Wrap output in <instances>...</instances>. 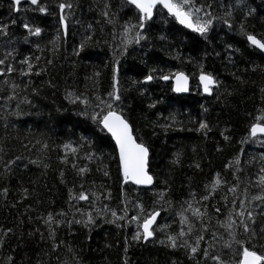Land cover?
I'll list each match as a JSON object with an SVG mask.
<instances>
[{
	"label": "trees",
	"instance_id": "trees-1",
	"mask_svg": "<svg viewBox=\"0 0 264 264\" xmlns=\"http://www.w3.org/2000/svg\"><path fill=\"white\" fill-rule=\"evenodd\" d=\"M39 2L45 13L28 2L17 11L0 0V26H7V34L0 33V264H216L213 255L233 264L239 246L224 247L232 237L221 225L229 217L238 225L249 211L256 239L245 246L256 244L264 254V201L252 200L264 196L258 183L264 138L249 135L256 117L264 116V54L247 41V34L264 40V0H194L217 18L206 36L180 27L158 5L145 39L126 48L124 26L138 24V12L125 1ZM60 3L72 7L61 13ZM25 24L40 28V35ZM114 68L118 102L108 95ZM177 72L190 80L187 96H175L160 79ZM202 73L217 81L211 97L199 88ZM149 74L154 79L143 83ZM100 100L112 102L135 140L148 147L151 188L123 182L115 145L91 118L107 111ZM201 122L208 130H198ZM215 179L221 183L212 191ZM81 192L87 200L78 199ZM154 211L152 239L134 241L142 231L131 217L142 222ZM242 211L244 217L237 215ZM89 215L93 223L85 225ZM233 231L236 239H248L241 227ZM200 235L194 256L187 247L169 246L168 236L195 246Z\"/></svg>",
	"mask_w": 264,
	"mask_h": 264
},
{
	"label": "snow or ice",
	"instance_id": "snow-or-ice-1",
	"mask_svg": "<svg viewBox=\"0 0 264 264\" xmlns=\"http://www.w3.org/2000/svg\"><path fill=\"white\" fill-rule=\"evenodd\" d=\"M27 2L33 6L38 7L40 13H45L47 11L46 6L41 5L39 0H27ZM12 3L15 10L18 11V6L22 3V0H12ZM126 3L128 5L133 6L138 12V24H127L124 26L123 34L125 36V48L128 44L132 42L139 43L141 40L145 39L143 30L147 21L153 18L154 9H156L158 5L163 10H166L169 16L174 17L177 23L191 30L192 32L199 34L200 36H206L210 28L213 26L214 20L217 19L215 16H213L211 11H206L202 7H195L194 0H126ZM58 7L60 12L63 13L66 8H71L72 5L60 3ZM107 7L108 5H105V8ZM208 8H211V5H209ZM201 13H203V15H201ZM226 15L228 17H231V10H229ZM104 16L107 18L108 13L105 12ZM59 22L62 28L66 27L65 16L63 14H61ZM224 22L228 24L230 28L232 27L228 20H225ZM13 23H15V21H13ZM109 23H111L110 20ZM6 28V25L0 26V33L7 34ZM24 28L28 30L29 33L32 35H40L41 29L38 27L33 30L28 24H25ZM137 28L139 29V31H135L134 35H130L133 30ZM241 31H243V25L241 26ZM247 40L251 46L256 49H259L261 52H264V40L258 39L255 35L252 34H247ZM81 47H83V44L81 45ZM10 54L11 53H9V55ZM25 63H27V61H25ZM0 64H4V60H0ZM29 67H31V65H29ZM12 71L13 68L11 66H8L7 72L11 73ZM0 75H2V73H0ZM97 75H99V73H97ZM174 78L175 85L173 87V91L177 93L187 92L188 78L184 75V73L177 72L174 74ZM153 79L154 77L149 74L144 78L142 82L148 83L151 82ZM160 79L168 81L170 79V76L163 75L160 77ZM199 80L201 85L203 86L204 92L206 94L211 95L212 89L217 85L216 79L210 73H202L199 77ZM108 95L110 101L112 102H118L121 100L119 81L116 77L115 68L113 69L112 91ZM97 99L100 98L97 97ZM112 102L100 100L101 104H106L107 111L104 112V110L101 109L100 113H94L91 118L93 121L97 122L102 127V129L106 130L111 135L112 139L115 141L116 148L119 154V167L123 182H130L135 185H151L153 183V177L149 175L147 171L149 149L143 143H138L134 139L129 122L120 112H118L114 108ZM81 103L87 104V101L81 100ZM149 106L152 107L154 105ZM256 120L257 122L253 123L249 129V135L251 138H255L257 136L264 137V123L261 122L264 121V116H257ZM198 130H208V125L204 122H201ZM225 139L227 140L228 137H225ZM67 147L68 145H65V148ZM73 151H75V149H73ZM236 163H239V160H237ZM80 171L83 173L85 169H81ZM262 171H264V169H262ZM105 175H107V173H105ZM220 183L221 181L219 179H215L213 181L212 191H215L216 187ZM258 183L261 186H264V176L260 177ZM229 190L234 192L235 188ZM6 192L7 189H5V194ZM69 195L71 197V190L69 192ZM78 199L87 200L88 197L83 192H81L79 194ZM204 199H208V197L205 196ZM252 200L264 201V196L256 195L252 197ZM137 207L140 208L141 211H143L141 205H137ZM241 207H244L243 201H241ZM189 208H191V204H189ZM193 214L196 216L201 215V213L196 210H193ZM158 215V211L149 213L146 217L143 218L142 222H140L141 217L139 215L132 216L131 220L139 222L138 226L142 229V233L140 231H137L133 235L132 239L134 241H139L141 239H143L144 241H148L153 236V233L155 231L152 226L156 222V218ZM237 215H239L240 217H244L245 213L242 211L237 213ZM112 216L116 220L124 219V217L117 216L115 211L112 212ZM52 221L53 218L51 215H49L46 223L50 224L52 223ZM247 221H254L253 213L251 211L247 212V220L241 219L238 225L235 220L231 219V217H229L227 224L221 225V227H224L226 230H228L229 235L232 237L231 240L225 242L224 247L231 248L233 243L238 244L239 247L236 252L238 259L235 260L233 264H264V254H258V252L256 251V244H252L251 248L245 246L246 244H251L252 241L256 239V233L250 229ZM111 222L113 221H109V223ZM185 222L186 221L182 219L181 223L183 224ZM56 223L57 226H59V222ZM75 223L79 224L81 223V221L77 220L75 221ZM84 223L85 225L92 224V217L89 215L88 219L84 221ZM119 226L120 225L118 224L117 227ZM234 226L241 227L243 229V233L248 234V239H236V233L233 231ZM262 231H264V229H262ZM49 232L50 237L54 239L55 233L51 229H49ZM190 232L191 227H189V233ZM185 235L186 233L184 231L178 233V236L180 238H183ZM201 240H203L202 235L197 236L195 246L189 244L187 240H182V243L178 245L176 236H168V242L171 248L175 249L178 246L187 247L190 249L193 256L197 253V249ZM161 243H163V241H161ZM56 247L57 246L54 244L53 251L56 250ZM260 247H264V245H260ZM125 251H127V247L125 248ZM204 255L205 258H208L209 253L207 249L204 250ZM191 258L192 257H190V259ZM9 259H11V257H9ZM211 259L214 260L216 264H224V262L218 255L211 256ZM125 264H127V261H125Z\"/></svg>",
	"mask_w": 264,
	"mask_h": 264
},
{
	"label": "water",
	"instance_id": "water-1",
	"mask_svg": "<svg viewBox=\"0 0 264 264\" xmlns=\"http://www.w3.org/2000/svg\"><path fill=\"white\" fill-rule=\"evenodd\" d=\"M7 1H9V2H11L12 3V0H7ZM123 1H125L126 2V0H123ZM27 2V0H22V3L21 4H24V3H26ZM133 7V6H132ZM166 13H167V11L166 10H164ZM168 14V13H167ZM171 17V16H170ZM174 18V17H173ZM175 19V18H174ZM176 21V20H175ZM176 23H177V21H176ZM180 27H182V28H184V29H186V30H188V31H191V30H189V29H187V28H185V27H183L182 25H180L179 23H177ZM192 32V31H191ZM248 41V40H247ZM249 43V42H248ZM250 45V44H249ZM251 46V45H250ZM253 47V46H252ZM254 48V47H253ZM256 49V48H255ZM256 50H258L260 53H262V54H264V52H261L259 49H256ZM185 75V74H184ZM186 76V75H185ZM187 77V76H186ZM199 77H200V75H199ZM199 77H198V79H197V82H198V85H199V87H200V90H201V93H202V95L204 96V97H211V95H212V93H211V95H209V94H206L205 92H204V90H203V86L201 85V83H200V80H199ZM188 78V77H187ZM162 82L163 83H170L171 84V86H172V93L175 95V96H187L188 94H189V89H190V80H189V78H188V91L187 92H182V93H177V92H174L173 91V87H174V85H175V78L173 77V78H170L168 81H164L163 79H162ZM149 83V82H148ZM213 90V89H212ZM131 128V127H130ZM104 130V129H103ZM108 135H109V137L112 139V137H111V135L106 131V130H104ZM133 135V134H132ZM134 137V136H133ZM257 137H261V136H257ZM257 137H255V138H257ZM261 138H264V137H261ZM135 139V138H134ZM112 141H113V143H114V145H115V148H116V144H115V141L112 139ZM116 151H117V156H118V161H119V154H118V150H117V148H116ZM147 171H148V169H147ZM149 174V173H148ZM128 184H131V185H133V186H135V187H138V188H142V189H149V188H151L152 187V185H153V183L151 184V185H135V184H132V183H128ZM157 218H158V216H157ZM157 218H156V221H157ZM156 223V222H155ZM155 223L153 224V226L152 227H154V225H155ZM141 231H142V229H141ZM152 239V237L148 240V241H150ZM148 241H144V242H148Z\"/></svg>",
	"mask_w": 264,
	"mask_h": 264
}]
</instances>
